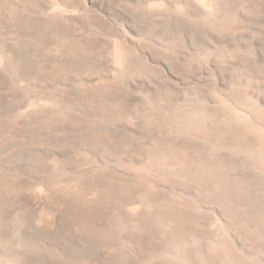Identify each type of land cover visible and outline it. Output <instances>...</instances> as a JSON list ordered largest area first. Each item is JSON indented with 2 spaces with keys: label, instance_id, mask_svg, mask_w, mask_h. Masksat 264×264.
I'll list each match as a JSON object with an SVG mask.
<instances>
[{
  "label": "rangeland",
  "instance_id": "374dc122",
  "mask_svg": "<svg viewBox=\"0 0 264 264\" xmlns=\"http://www.w3.org/2000/svg\"><path fill=\"white\" fill-rule=\"evenodd\" d=\"M0 264H264V0H0Z\"/></svg>",
  "mask_w": 264,
  "mask_h": 264
},
{
  "label": "bare ground",
  "instance_id": "6f19581e",
  "mask_svg": "<svg viewBox=\"0 0 264 264\" xmlns=\"http://www.w3.org/2000/svg\"><path fill=\"white\" fill-rule=\"evenodd\" d=\"M230 114V113H229ZM232 118V117H231ZM200 124V123H199ZM185 125V124H184ZM187 125V124H186ZM198 125V124H197ZM258 126V125H257ZM251 127V126H250ZM202 129V128H201ZM215 130V129H214ZM263 130V129H262ZM197 131V130H196ZM227 131V130H226ZM225 133V132H224ZM211 135V134H210ZM217 170V169H216Z\"/></svg>",
  "mask_w": 264,
  "mask_h": 264
}]
</instances>
